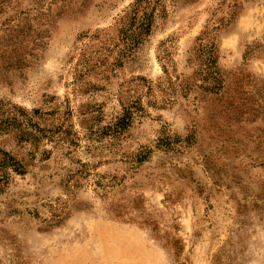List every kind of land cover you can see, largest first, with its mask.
I'll list each match as a JSON object with an SVG mask.
<instances>
[{
    "label": "rangeland",
    "instance_id": "374dc122",
    "mask_svg": "<svg viewBox=\"0 0 264 264\" xmlns=\"http://www.w3.org/2000/svg\"><path fill=\"white\" fill-rule=\"evenodd\" d=\"M135 1L0 0V264H264V0Z\"/></svg>",
    "mask_w": 264,
    "mask_h": 264
},
{
    "label": "trees",
    "instance_id": "16d2710c",
    "mask_svg": "<svg viewBox=\"0 0 264 264\" xmlns=\"http://www.w3.org/2000/svg\"><path fill=\"white\" fill-rule=\"evenodd\" d=\"M196 1L198 0H186L187 3ZM169 15L165 0H136L122 18L121 28L118 30V42L122 46V58L135 56L154 33L158 21L164 22ZM215 53L214 45H200L198 47L194 55L197 61L195 75L196 79L203 83L201 87L204 88L206 93L223 96L224 81L223 76L216 68L217 58ZM226 101L228 104L229 100L226 99ZM132 119L133 114L124 116L117 126L120 125L119 129H126ZM19 165L17 163V166ZM12 169L13 172L24 174L23 168Z\"/></svg>",
    "mask_w": 264,
    "mask_h": 264
}]
</instances>
